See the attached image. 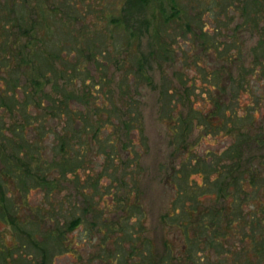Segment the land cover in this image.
Returning a JSON list of instances; mask_svg holds the SVG:
<instances>
[{
  "label": "trees",
  "instance_id": "16d2710c",
  "mask_svg": "<svg viewBox=\"0 0 264 264\" xmlns=\"http://www.w3.org/2000/svg\"><path fill=\"white\" fill-rule=\"evenodd\" d=\"M159 1L158 14L164 26L180 18V8L175 2L169 6L164 0ZM263 4L264 0H249L246 5L244 1L236 2V8L249 21L243 19V24L250 23L257 36L246 66L241 45L234 36L232 43L238 47L235 55L228 52L230 41L216 39L213 42L211 48L219 53L218 62L214 64L207 59L208 55L194 54L191 45L197 43L198 37L212 41L215 36H183L186 38L183 45L176 47L164 40L168 31L157 32L149 53L151 60L161 67L163 79L158 87L159 114L175 139L176 153L184 156L178 169L172 172L170 182L175 200L163 219L177 225L183 233L186 257L191 262L196 256L193 246L202 244L201 251L220 252V238H226L227 231L220 230L219 222L226 215L229 217L225 223L227 228L235 222L239 228L247 225L251 233L245 231L243 236L254 239L252 228L259 218L256 211L245 216L242 207L258 190L262 197L255 210H261L264 215V157L257 162L251 156L246 159V165L242 164L245 148L264 143ZM112 22L120 23L119 20ZM109 38L110 43L115 44L114 36ZM138 39V36H127L115 55L108 53L106 45L103 48L92 44L65 45L67 49L61 48L62 52L48 56L51 62L47 61L42 69L22 72L30 84H21L18 77L15 78L13 88L22 91V98H18L13 89L10 91L11 86L7 94L5 89L0 91V107L11 119L7 125L0 124V148L5 149V152L0 150V219L19 231L24 230L27 222L19 223L16 202L22 195L31 188L44 189L51 205L53 190L57 186L67 189L63 200L57 201L60 210L70 211L62 227L58 223L60 210L51 205L46 213L38 215L35 223H28L30 229L25 230L32 237L38 232L42 235L35 250L40 251L43 258L39 264H46L65 246L61 240L67 239V232L84 225L90 229H101L105 225V230L110 229L106 218L100 221V209H95L93 201L95 195L105 194V188L114 189L112 193L116 197L113 198L117 200L114 205L124 215L138 208L142 218L145 217L139 204L141 158L148 148L142 120V91L144 86L154 85L140 57L127 64L124 59L127 56H122L123 49L133 48ZM206 46L204 50H209ZM220 49L224 52H219ZM65 51L76 54L75 59L68 60ZM55 60L61 63L57 69L52 64ZM176 62L199 68L200 85L196 84V78L190 79L186 73L179 72V87L172 86L166 77V66ZM22 63L25 64L23 60ZM228 66H238L237 75ZM197 96H200L199 101ZM243 121L247 124H241ZM194 128L201 140L224 134L234 137L235 141L219 153L208 149L202 155L193 154L188 138ZM4 129L8 136L4 135ZM28 131L33 133L32 137L27 135ZM48 136L53 137L50 145L54 157L50 159H46V149L42 146V140ZM98 165L100 169L96 170ZM195 173L201 175V183L191 178ZM104 178L109 184H102ZM69 187L74 191L70 192ZM14 188L18 189V199L14 198ZM213 195L230 198L231 206L216 210L201 205L203 198ZM129 196L134 198L132 203ZM123 216L121 222L125 223L127 216ZM45 223L47 228L41 231ZM263 246L264 238L254 242V250L258 252ZM2 252L4 256L11 254L10 250L2 249Z\"/></svg>",
  "mask_w": 264,
  "mask_h": 264
},
{
  "label": "rangeland",
  "instance_id": "374dc122",
  "mask_svg": "<svg viewBox=\"0 0 264 264\" xmlns=\"http://www.w3.org/2000/svg\"><path fill=\"white\" fill-rule=\"evenodd\" d=\"M238 1H244L246 5L249 0H164V4L169 6L175 2L181 13L180 18L164 26L161 23L163 18L158 14L159 0H0V91L5 89V94L11 86L10 91L13 89L16 96L22 98V91L13 88L15 78L18 77L21 84L23 82L30 84L22 76V72L42 69L47 61L51 62L48 56H53L56 51L62 52L61 48L67 49L65 45L74 43L85 47L92 44L99 48L106 45L108 53L115 55L118 46L125 44L123 42L127 40V36H138L139 39L133 48L123 49L122 56H127L124 58L125 62L128 64L140 57L154 85L144 86L142 91L144 103L142 120L148 148L141 158L143 171L139 181V204L145 217L142 218L138 208L124 215L123 211L114 205L117 202L114 199L116 196L112 193L114 189L108 191L105 188L103 189L105 194L95 195L93 201L95 209H100V221L101 218H106L110 229L105 230V225L101 229L96 227L90 229L84 225L65 233L67 239L61 240L65 246L58 249L46 264H264V246L260 252L254 250V242L264 238V215L261 210H255L258 209V202L262 197L260 190L255 191L242 207L246 212L245 216L249 217L248 213L253 214L256 211L255 215L259 218L252 228L254 239L243 236L245 231L251 233V227L247 225L239 228L235 222L227 228L225 223L229 217L226 215L219 222L220 230L227 231L226 238H220L222 241L220 252L214 249L201 251L202 244L193 246L192 251L196 255L193 262L186 257L185 238L181 230L177 225L169 224L163 219L164 214L172 209L175 200V190L170 182L171 175L178 169L184 156L176 153L175 139L168 130L166 121L159 114L158 89L163 79L161 67L151 60L149 54L155 44V35L157 32L162 34L168 31L164 40L176 47L183 45L186 39L183 36L201 35L207 38L215 36L212 41L198 37L195 45L189 44L193 46L191 51L194 50V54L208 55L207 59L213 64L218 62L219 55L211 48L213 42L216 39L220 42L230 41L228 52L235 55L238 47L232 43L234 36L241 45L242 61L246 66L250 61V50L257 36L250 23L243 24V19L249 21L236 8ZM169 6L166 8L167 11H170ZM112 20H119L121 24H114ZM109 36H114L115 44L110 43ZM206 44L210 47L209 50H204L208 48ZM220 47L222 48V45ZM204 51H207V54ZM219 52H224V49H220ZM65 54L68 60L75 59L76 54L68 51H65ZM52 64L57 69L61 63L55 60ZM237 68L238 66H228L234 75H237ZM179 72L186 73L190 79L196 78V84L200 85L199 68L176 62L166 66V77L172 86L179 87L177 77ZM117 76L118 74L116 78ZM250 83L253 84V81ZM197 99L199 101L200 96H197ZM7 113L0 107V124L3 122L7 125L11 120ZM241 124L245 125L247 122L243 121ZM4 128L6 129V126ZM5 129L3 133L8 136ZM27 135L32 137L33 133L28 131ZM52 141V136L42 140V146L46 149V159L54 157V150L50 145ZM188 141L193 145L192 153L202 155L208 149L217 150L219 153L235 139L221 134L201 140L198 138L197 129L194 128ZM0 150L3 151L2 148ZM251 156L253 161L261 162L264 157V143L257 147L250 145L245 148L242 164L246 165V159ZM99 169L98 165L96 170ZM191 178L196 183L202 182V177L198 173L192 174ZM102 184H109V180L102 179ZM69 188L70 192L74 191ZM14 189V198L18 199V189ZM65 193L67 189L59 186L53 190L50 201L55 210L59 209L57 201L63 200ZM129 198L132 203L133 196ZM201 201V205L216 210L231 206L230 198L215 195ZM16 202L18 217L21 218L18 221L27 224L24 225V230L19 231L0 219V264H39L43 258L40 251L36 253L35 250L36 243L40 242L42 235H38V232L32 237L25 230L30 229L28 223H35L38 215L46 213L51 206L47 193L41 188H31ZM262 209L264 210V205ZM69 215L70 211L60 210L58 223L61 227ZM123 215L127 216L125 223L121 222ZM46 228L47 223L40 227L41 231H45ZM22 243H25V248L22 247ZM2 249L10 250L11 254L5 252L7 256H4Z\"/></svg>",
  "mask_w": 264,
  "mask_h": 264
}]
</instances>
